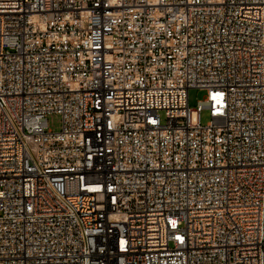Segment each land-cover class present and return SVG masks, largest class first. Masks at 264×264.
<instances>
[{
    "label": "built area",
    "instance_id": "built-area-1",
    "mask_svg": "<svg viewBox=\"0 0 264 264\" xmlns=\"http://www.w3.org/2000/svg\"><path fill=\"white\" fill-rule=\"evenodd\" d=\"M0 264H264V0H0Z\"/></svg>",
    "mask_w": 264,
    "mask_h": 264
},
{
    "label": "rangeland",
    "instance_id": "rangeland-1",
    "mask_svg": "<svg viewBox=\"0 0 264 264\" xmlns=\"http://www.w3.org/2000/svg\"><path fill=\"white\" fill-rule=\"evenodd\" d=\"M205 97V91L197 88H192L188 92L189 106L195 109L198 103ZM195 114V111H194ZM201 123L203 125L207 124L210 120V116L207 109H203L200 115ZM48 127L54 131L60 129L61 117L55 113L48 115Z\"/></svg>",
    "mask_w": 264,
    "mask_h": 264
}]
</instances>
